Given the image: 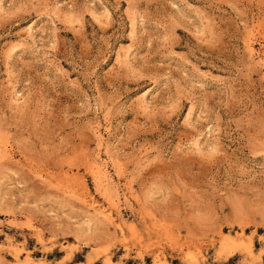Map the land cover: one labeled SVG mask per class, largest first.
<instances>
[{"label":"rangeland","instance_id":"1","mask_svg":"<svg viewBox=\"0 0 264 264\" xmlns=\"http://www.w3.org/2000/svg\"><path fill=\"white\" fill-rule=\"evenodd\" d=\"M0 264H264V0H0Z\"/></svg>","mask_w":264,"mask_h":264},{"label":"bare ground","instance_id":"2","mask_svg":"<svg viewBox=\"0 0 264 264\" xmlns=\"http://www.w3.org/2000/svg\"><path fill=\"white\" fill-rule=\"evenodd\" d=\"M102 170V169H101ZM246 247V246H245Z\"/></svg>","mask_w":264,"mask_h":264}]
</instances>
